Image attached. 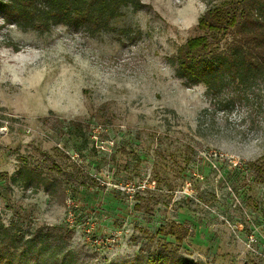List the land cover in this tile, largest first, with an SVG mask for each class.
<instances>
[{"label":"rangeland","instance_id":"rangeland-1","mask_svg":"<svg viewBox=\"0 0 264 264\" xmlns=\"http://www.w3.org/2000/svg\"><path fill=\"white\" fill-rule=\"evenodd\" d=\"M140 1L104 31L0 17V223L60 240L45 264H264V75L213 105L170 58L224 0Z\"/></svg>","mask_w":264,"mask_h":264},{"label":"trees","instance_id":"trees-1","mask_svg":"<svg viewBox=\"0 0 264 264\" xmlns=\"http://www.w3.org/2000/svg\"><path fill=\"white\" fill-rule=\"evenodd\" d=\"M127 6L137 10L143 4L140 0H0V17L4 23L36 31L57 24L104 31ZM197 28L202 33L180 44L170 58L175 76L186 86L204 85L205 96L219 108L247 103L251 79L264 75V0L212 5L198 18ZM249 166L258 179H264V162ZM25 173L32 181L31 172ZM58 244L60 240L40 230L26 235L13 222L0 223V264H45ZM126 264L198 263L161 248Z\"/></svg>","mask_w":264,"mask_h":264},{"label":"clouds","instance_id":"clouds-1","mask_svg":"<svg viewBox=\"0 0 264 264\" xmlns=\"http://www.w3.org/2000/svg\"><path fill=\"white\" fill-rule=\"evenodd\" d=\"M201 10H202V11H207V6L202 4V5H201ZM3 54L6 55L7 53L4 52Z\"/></svg>","mask_w":264,"mask_h":264}]
</instances>
